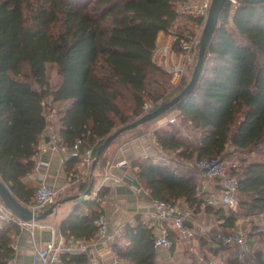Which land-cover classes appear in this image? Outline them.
<instances>
[{
	"label": "trees",
	"instance_id": "trees-1",
	"mask_svg": "<svg viewBox=\"0 0 264 264\" xmlns=\"http://www.w3.org/2000/svg\"><path fill=\"white\" fill-rule=\"evenodd\" d=\"M183 1L0 0V179L19 202L32 203L38 190L25 179L35 171L38 145L47 126L45 99H52L55 106L70 102L61 113L57 111L56 119L64 151L70 153L80 140L81 153L92 149L96 155L110 134L145 115L146 104L154 103V110L187 85L189 77L174 89L170 76L152 61L159 33L169 34L178 18L203 23V18L182 12ZM49 64L55 65L60 79L56 86L48 78ZM171 110L179 112L184 126L189 124L187 128L195 133L190 138L173 125L154 132L162 152L175 155L172 162L231 157L230 174L238 181L237 205L206 208L218 227L230 232L240 216L263 214L264 162L249 157L264 153V3L237 0L236 5L229 1L224 6L198 84ZM236 154L244 156L235 159ZM80 164L78 158L66 163L67 173L75 180L81 176ZM133 167L153 199L183 200L196 212L205 202L198 196V182L172 165L145 158ZM107 191L104 186L99 200L90 203L94 209L76 210L62 225L67 242L97 238L95 220L104 214L99 211L100 198ZM168 229L174 235L173 227ZM18 233L16 224L0 225V264H11L15 258ZM124 235L128 246L113 245L119 259L155 264L152 227L138 218ZM259 236L264 239V230ZM199 240L203 248L213 245L212 256L219 249H233ZM61 261L90 264L85 253L65 252ZM227 264H264V248L254 252L253 260L248 255L244 263Z\"/></svg>",
	"mask_w": 264,
	"mask_h": 264
},
{
	"label": "crops",
	"instance_id": "crops-1",
	"mask_svg": "<svg viewBox=\"0 0 264 264\" xmlns=\"http://www.w3.org/2000/svg\"><path fill=\"white\" fill-rule=\"evenodd\" d=\"M167 39L168 33L160 32L157 38V45L163 44ZM64 103L65 108L70 105V102ZM65 108L60 111L58 110V112L61 113ZM175 112L176 111L172 113L168 112V119H170ZM157 120L140 126L138 130L124 133L107 149V152L105 153L106 163L103 167L98 164L94 172L96 181L93 196L89 202L79 204L76 201H65L58 206L52 215L39 222L44 228H35L33 231L22 230L19 228V233L14 237L15 258L11 264H43L41 262H34L33 256L36 249H42L52 241H55L58 244L61 241V238H64L61 234L62 225L69 220L76 210L82 209L85 213H88L90 208L94 209L90 203L99 200L98 195L95 194V190L102 174L109 166L115 165L120 161H126L127 164L111 169V172L114 176L119 178L120 181L107 185L108 191L106 195L100 198L99 207V211H103L110 221L111 232L118 231L116 238L111 242L105 243L98 241V235L96 239L89 241L67 242L65 238L64 240L66 247L65 252L88 254L90 264H128L119 259L113 250L115 242H118L122 246L129 245V242L124 235L126 227L129 225H135L137 219L140 218L144 223L152 227L155 235L157 233L152 197L149 194V191L144 188L139 181L136 174L137 170L133 167V164L135 161L145 158H152L156 163L166 164L161 161V157L168 156V158L171 159L172 157H175L171 152H169V154L162 152L153 135L156 130L169 129L171 124H169V120H167L166 125H160L156 122ZM179 120L181 124L180 117ZM51 145L49 131L45 129L38 145V154L35 157V171L25 180L28 184L34 187H38V184L41 181H45L49 186L53 187L58 192V197L53 203L55 204L56 202H61L65 199L83 194L88 188L90 176L85 179L81 178L82 166L80 164L77 166V169L80 171L81 176L76 180L73 179V176L69 175L66 171V163L69 160L68 154L63 149L53 150L52 148H49ZM179 171L181 173L183 172L182 170ZM185 172L186 173L182 174L192 176L194 180L198 182L200 188L203 183V177L195 172ZM85 183H87V187L84 189L83 186ZM214 184L216 185L218 182H214ZM30 204L26 206L28 207ZM52 205L40 212L47 210ZM40 212H37L36 214H39ZM188 224L195 227L196 230L199 226L220 229L218 227L219 222L215 220L214 216L201 210L195 215V220H191ZM168 226L173 227L172 225ZM172 231L174 235L170 236L172 242L171 249L166 251L156 248L157 254L155 264H180L181 252L183 249L181 248V245L185 243H193V245H195L196 241L182 240L174 227ZM173 236L176 238L177 242L173 241ZM197 238H205L210 242L202 232H199ZM198 245V247L201 248L199 251L203 253L202 245L200 243H198ZM202 253L196 258L197 261H199ZM222 254L223 252L219 251V253L214 256L217 257ZM189 263H191V261H188V264ZM51 264H62V261L52 262Z\"/></svg>",
	"mask_w": 264,
	"mask_h": 264
},
{
	"label": "built area",
	"instance_id": "built-area-1",
	"mask_svg": "<svg viewBox=\"0 0 264 264\" xmlns=\"http://www.w3.org/2000/svg\"><path fill=\"white\" fill-rule=\"evenodd\" d=\"M213 0H184L181 4V10L184 14H192L196 17L204 19L200 31L196 33L185 32L182 38L177 33L172 32L175 23L181 19L178 18L171 27L168 39L163 44L157 45L153 55V63L166 72L170 76V82L174 89L182 86L185 77L191 73L193 66L198 56V44L200 42L203 27L205 25L209 10ZM233 4H237V0H231ZM179 46L175 44L179 41ZM43 113L47 120L46 130L49 131V138L53 150L63 149L58 134V126L56 124L57 110L52 99H45L42 103ZM154 108L153 104L145 105V114ZM171 125H179V112H175L168 121ZM81 141L78 140L74 145L73 150L67 153L69 158H78L82 166V179L91 175V168L95 160V154L92 149L81 153ZM64 150V149H63ZM161 161L168 165H172L177 170L195 172L203 177L198 196L203 198L205 202L200 207L201 211H206L208 206L214 208H234L237 205L238 196V181L230 174L227 162L221 158L192 160L184 164L172 162L168 156L161 157ZM126 161H120L115 165L109 166L102 174L98 185L96 186L95 194L98 195L104 186L111 183H117L119 178L114 176L111 169L126 165ZM218 182V184H214ZM150 194V192H149ZM58 197V192L45 181L38 184V190L34 201L28 206L34 213L40 212L52 205ZM154 208V218L156 221V235L154 239L155 248L169 251L172 247L170 240L169 226L172 225L178 232L179 237L186 241H196L199 232H202L210 243L223 247L228 246L234 249V260L245 262L251 252L247 234L242 230L234 229L230 232H225L218 228L208 227H192L188 224L191 220H195L196 211L189 208L185 201L177 203H167L158 199L152 198ZM263 214L254 216V218H263ZM16 224L22 230H34L35 228H44L42 224L35 221H24L13 215L4 203L0 200V225L5 223ZM196 224V221H195ZM95 225L98 229V241L105 243L111 242L118 235V231L111 232V224L105 214H101L96 220ZM66 251L65 240L57 244L55 241L48 243L42 249H36L34 253V262L43 264H51L52 262H61V255ZM199 262L202 264H212L203 256Z\"/></svg>",
	"mask_w": 264,
	"mask_h": 264
},
{
	"label": "water",
	"instance_id": "water-1",
	"mask_svg": "<svg viewBox=\"0 0 264 264\" xmlns=\"http://www.w3.org/2000/svg\"><path fill=\"white\" fill-rule=\"evenodd\" d=\"M229 1L231 2V0H213L212 1L209 14L207 16L205 25L203 27L202 36L198 44V56H197L196 64L194 66L191 78L189 82L187 83V85L182 89V91L175 98L159 105L154 110L146 113L145 115H143L141 118H139L135 122L127 124L121 128H118L104 140V142L97 149L95 160L91 168L90 182H89L87 190L83 194L65 199L64 201H61V202H56L51 207H49L47 210L40 212L39 214H36L29 207L19 202L13 196L9 188L0 179V199L4 203L6 208L9 209L13 215H15L21 220L41 222L45 220L48 216L52 215L54 211L58 208V206L64 203L65 201H76L79 204L89 202L93 196L94 185L96 181L94 172L99 164L101 157L106 152V150L113 144V142L116 139H118L121 135H123L124 133L135 130L142 125H145L154 120H157L158 118H160L161 116L169 112L174 106L183 102L194 91L200 79L201 71L205 63V54H206L208 44L218 25L221 12L223 11L224 6ZM241 1L249 3V4L264 3V0H241Z\"/></svg>",
	"mask_w": 264,
	"mask_h": 264
},
{
	"label": "rangeland",
	"instance_id": "rangeland-1",
	"mask_svg": "<svg viewBox=\"0 0 264 264\" xmlns=\"http://www.w3.org/2000/svg\"><path fill=\"white\" fill-rule=\"evenodd\" d=\"M234 5H236V4H234ZM180 18L181 19H179L175 23V26L173 27L172 32L180 33L182 35L185 32L196 33L198 31H200L202 24H198L197 22H195L193 20H189V18L186 16L185 17L182 16ZM195 64H196V62H195ZM194 66H193V69H194ZM193 69L188 76L189 77L188 82L191 78ZM47 74H48V78H49V80L53 86H56L60 82V79H59L57 72H56L55 65L49 64L47 66ZM165 78H167L166 75H165ZM151 79H153V78H151ZM149 104L155 105L154 103H149ZM63 108H65V103L60 104V105L58 104L57 106H55V109L57 111L58 110L60 111ZM174 111L175 110H171L169 112L172 113ZM167 120H169L168 119V112L166 114H164L163 116H161L156 122L160 125H166ZM188 125L189 124H185V126H184V124L181 122V124L173 125V126H176L180 131H182L185 134V136H188L190 138H194L195 133L193 132V130L191 128H189V127L187 128ZM135 130H138V128ZM230 149L231 148H229V151H230ZM243 156H244V154L241 156H240V154H236L235 159L242 158ZM223 159H224V161L227 162L228 167H230L232 164L231 163V157L225 156V157H223ZM249 159L251 161H254V162H264V153L251 155L249 157ZM234 161H236L238 163V160H234ZM182 173H186V172L183 171ZM255 227L257 230H255ZM236 229L242 230L245 234H247L248 240L250 242H252V245L250 248H253V250L251 249V252L249 255H250V259L253 260L254 252L256 250H259L260 248H264V239L259 236L260 232H262L264 230V217L256 219V218H254V216L249 217V218L247 216H240L237 220ZM172 239L174 242H177V240L174 236ZM198 241H200L199 238L196 239L195 245H193V243H187V244L185 243V244L181 245V248H183V249L181 252V263L180 264H188V261H191V263H189V264H195V262L197 261L196 258L199 257L200 254L202 253L201 251H199V250H201V248L198 247L199 246L198 243H200ZM211 248H213V245L204 246V248H203L204 253H202L201 256L205 257L207 255L208 258L205 259L206 261H208V262L212 261V264H227L229 261L235 262V260H234V253H235L234 249H219L223 252L224 255L222 254V255H219L216 257L214 255L212 256V253L210 252ZM237 262H239V261H237ZM240 263H244V262H240Z\"/></svg>",
	"mask_w": 264,
	"mask_h": 264
}]
</instances>
